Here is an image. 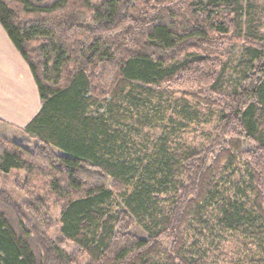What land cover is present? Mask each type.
Listing matches in <instances>:
<instances>
[{
	"label": "trees",
	"instance_id": "1",
	"mask_svg": "<svg viewBox=\"0 0 264 264\" xmlns=\"http://www.w3.org/2000/svg\"><path fill=\"white\" fill-rule=\"evenodd\" d=\"M0 23L41 100L27 139L0 136V173L28 175L14 179L24 199L0 188V264H216L217 231L252 237L264 253L260 9L245 0H0ZM178 93L218 122L204 146L171 152L165 143L143 170L117 141L147 125L154 99ZM100 105L107 111L91 112Z\"/></svg>",
	"mask_w": 264,
	"mask_h": 264
},
{
	"label": "rangeland",
	"instance_id": "2",
	"mask_svg": "<svg viewBox=\"0 0 264 264\" xmlns=\"http://www.w3.org/2000/svg\"><path fill=\"white\" fill-rule=\"evenodd\" d=\"M254 4V7L260 9L263 12L264 18V0H245ZM236 75H233V78ZM21 92L20 97L25 104L24 100L30 98V92L33 90L36 94V85L33 80V87L29 78L20 80ZM20 85V84H19ZM17 98V97H16ZM14 96L11 91L5 92L4 101L10 103L14 101ZM188 100V104L185 103ZM20 102V101H19ZM106 106L100 105L91 110L92 113H104L106 112ZM218 122V117L211 114L206 109L197 105L196 100L192 97L178 93L170 98H163L161 100L154 99L149 106L147 125L141 128V131L130 132L124 129V138L117 141V144L122 142H129L130 150L126 149L129 158H135L138 161L139 166L143 169L147 165H157L160 157L162 156L164 144L166 143L171 152L177 151L179 144L185 143L189 146H204L209 139V133L213 130L214 126ZM130 123V122H129ZM136 122L130 123L136 129L139 126ZM25 125H11L5 122L0 123V136L11 143H20L28 138L24 132ZM35 141H33L34 143ZM117 153H120L118 151ZM144 170V169H143ZM16 176L26 178L28 175L23 171H16L10 174L0 173V188H4L11 192L18 199L26 198L23 191L15 186L14 179ZM136 184L133 183L127 188V193L133 192ZM120 201V200H119ZM160 202V208L166 206L163 201ZM118 203V202H117ZM51 208V215L54 219L59 216L60 209L48 204ZM117 204H113L112 207H117ZM122 205V203H121ZM133 232L142 237H146L148 234L141 226L137 225L133 228ZM217 242L221 243V251L212 253V261L216 264H250L248 263L252 259L256 260L254 264H258L257 261L264 256L263 246L259 244L256 239L235 233H223L216 232ZM73 245H69L70 250L73 249Z\"/></svg>",
	"mask_w": 264,
	"mask_h": 264
},
{
	"label": "crops",
	"instance_id": "3",
	"mask_svg": "<svg viewBox=\"0 0 264 264\" xmlns=\"http://www.w3.org/2000/svg\"><path fill=\"white\" fill-rule=\"evenodd\" d=\"M29 78L33 87V74L29 65L15 47L7 32L0 23V119L11 125H27L39 112L41 100L36 85V94L30 92V98L24 100L20 97L21 81ZM35 82V80H34ZM20 84V85H19ZM11 91L14 101H4L5 92ZM17 97V98H16ZM20 101V102H19Z\"/></svg>",
	"mask_w": 264,
	"mask_h": 264
}]
</instances>
